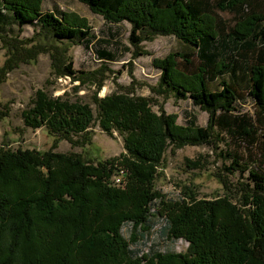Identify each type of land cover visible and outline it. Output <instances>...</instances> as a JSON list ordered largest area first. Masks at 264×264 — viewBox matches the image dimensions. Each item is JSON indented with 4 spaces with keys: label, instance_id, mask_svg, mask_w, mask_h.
<instances>
[{
    "label": "trees",
    "instance_id": "obj_1",
    "mask_svg": "<svg viewBox=\"0 0 264 264\" xmlns=\"http://www.w3.org/2000/svg\"><path fill=\"white\" fill-rule=\"evenodd\" d=\"M79 1L107 21L130 22L133 44L142 36L174 35L194 49L193 54L175 53L154 61L162 70V84L178 99H190L207 112L208 128L233 133L240 143L257 142V165H264V134L258 139V125L264 124V8L257 0ZM215 11L236 17L224 36ZM7 13L19 25L35 23L38 32L62 49L86 45L94 38L85 19L43 12L41 0H0V15ZM12 48L10 52L18 53L19 47ZM98 56L113 59L109 51ZM193 58L197 67L186 68ZM69 60L62 74L73 76L77 71ZM219 78L220 88L211 90L209 84ZM242 91L254 99L253 117L233 114ZM98 102L104 130L114 126L128 133L126 189L106 179L111 174L108 161L92 162L80 154L53 150H0V264H264V172L260 168L240 163L237 156L231 159L247 174L246 185L255 202L254 210L244 213L250 218L242 219L243 209L233 205L230 197L208 201L191 194L166 200L152 184L165 149L208 143L209 130L193 121L178 126L175 117L164 112L157 116L143 98L118 95ZM91 120L87 106L42 93L25 118L29 126L43 127L55 142H72L78 136L87 144L92 142L85 131ZM157 217L164 220L160 233L188 243L185 253L139 255L130 248L152 232ZM124 225L130 228L128 238L122 233Z\"/></svg>",
    "mask_w": 264,
    "mask_h": 264
},
{
    "label": "rangeland",
    "instance_id": "obj_2",
    "mask_svg": "<svg viewBox=\"0 0 264 264\" xmlns=\"http://www.w3.org/2000/svg\"><path fill=\"white\" fill-rule=\"evenodd\" d=\"M257 3L264 8V0H257ZM41 10L53 11L58 16L74 14L85 19L88 32L94 38L86 45L75 44L62 49L38 32L39 27L35 23L19 25L10 13L0 15V150H53L80 154L92 162L108 161L111 174L106 179L124 190L130 181V171L125 162L130 159L125 148L128 133L122 134L114 126L108 131L104 130L98 101L118 95L143 98L153 114L158 116L164 112L173 115L175 124L182 127L193 121L194 125L206 128L210 133L208 143L187 144L179 148L167 146L154 173V189L166 200L173 201L186 199L191 194L208 201L230 197L233 205L243 209L242 219H246L248 214H244L245 211L254 210L255 202L246 185L247 174L234 167L231 159L240 157V163L251 168L257 166L264 172V165H257V142L253 146L249 145L248 140L240 143L241 138L236 139L233 133L208 128L209 114L194 106L190 99H178L167 89L161 82L162 70L154 63L175 53L193 54L194 49L190 50L174 35L142 36L140 42L133 44L130 41V22L107 21L102 14L93 13L79 0H41ZM215 13L219 25L223 27L220 35L224 36L236 17L227 11ZM14 46L22 52L13 51ZM10 49L13 50L10 52ZM100 51H109L113 55L112 61L100 59ZM195 59L189 65L185 63L186 68L195 69L198 64ZM68 60L72 62V69L77 71L73 76L62 74L63 65ZM178 63L184 67L180 58ZM220 82L219 78L209 87L211 90L219 89ZM39 93L53 100L61 98L68 104L87 106L92 120L85 131L90 134L91 144L78 136L72 142H55L43 127L33 128L26 124L25 118L33 109ZM240 95L233 114L253 117L254 99L246 91ZM258 129V139H261L264 124L258 125ZM187 160L198 161L199 164L195 167ZM117 177L118 183L115 181ZM239 201L245 205L242 206ZM163 222V218H154L152 232L130 248L137 249L139 255L153 252L185 253L187 242L182 239L169 240L160 233ZM129 229L128 225L122 227L125 238H128Z\"/></svg>",
    "mask_w": 264,
    "mask_h": 264
},
{
    "label": "built area",
    "instance_id": "obj_3",
    "mask_svg": "<svg viewBox=\"0 0 264 264\" xmlns=\"http://www.w3.org/2000/svg\"><path fill=\"white\" fill-rule=\"evenodd\" d=\"M115 181L118 183L119 182V178L117 177L116 179H115ZM114 185H115V183H114ZM116 186V185H115Z\"/></svg>",
    "mask_w": 264,
    "mask_h": 264
}]
</instances>
